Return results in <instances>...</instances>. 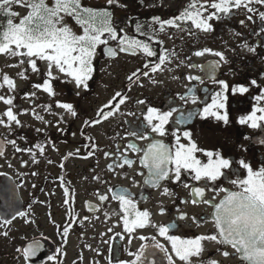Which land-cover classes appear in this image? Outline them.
<instances>
[{"label": "flooded vegetation", "instance_id": "af4514ba", "mask_svg": "<svg viewBox=\"0 0 264 264\" xmlns=\"http://www.w3.org/2000/svg\"><path fill=\"white\" fill-rule=\"evenodd\" d=\"M81 2L95 10L110 11L113 25L117 30L123 29L118 31V39L127 35L142 40L150 45L157 56L121 52L115 58H108L102 54L104 46H101L93 61L95 70L87 89L77 88L67 77L57 78L51 81L53 95H49L42 89L33 87L47 78L44 69L42 78L37 74L33 77L28 75L33 71L23 70V65H18V62L12 64L18 66L9 67L6 58L8 55H0V58L6 60L0 63V93L5 92V98H13V111L21 122L20 125L12 123L10 129L0 125V144H3L5 153L0 157V172L7 174L0 176V218L11 220L14 210L28 213L23 219L17 215L12 224L6 226L7 237L0 235V264H127L135 258L129 256V252H137L142 244L151 243V240L141 241L137 237H152L156 235L157 229L149 225L145 229H138L131 237L123 233V213L120 211L119 201L113 199L119 193L129 196L138 210H148L151 214L150 224L169 227L170 235L188 239L216 234L212 215L214 209L200 203V198L194 195L193 189L203 188V199L213 200L215 197L213 203H219L224 197L219 189L236 190L234 186L223 177L215 183L195 181L190 174L182 172L180 181L162 180L154 188L145 183L148 169L140 163L143 151L133 152L127 148L129 143L146 149L150 143L160 141L174 151L175 137L171 133L175 131L181 136V143L188 144V140L183 137V132L188 131L191 133V140L202 150L196 152L197 158L202 162H207L204 155L206 151L218 152L233 162L230 169L224 170L230 179L237 178L233 172H240L241 178L246 175V171L240 168V160L250 164L254 170L264 167V130L252 129L238 122L241 116L250 114L256 105L254 97L264 91V32L261 31L264 22L259 16L264 12V5L251 4L253 12L240 7L233 8L227 15L217 13L219 19L209 21L213 29L210 32L197 30L190 22L177 21L183 28L191 29L193 34H189V31L167 25L160 31L154 18L158 17L161 21L172 20L193 2L197 8L203 4L207 11L204 8L200 10L207 16L215 12L209 5L218 0H114L111 5L107 0ZM52 4L53 0L48 2L49 6ZM12 10L19 14L13 17L17 23L22 18L23 11H29L27 7L19 5H13ZM249 16L252 17L251 20L248 19ZM0 23L6 24L3 16H0ZM65 23L77 34L81 33L71 17H65ZM137 24L143 26L142 31L146 35L136 31ZM111 46L115 47V42H111ZM205 48L221 52L225 59L220 60L208 53L199 57L193 55ZM249 48H254L255 51H249ZM170 52H175V56L169 57L170 62L162 66V71L151 73L150 68L143 67L145 63L155 64L160 55ZM121 58H127L126 62H130L131 66L135 65L129 73L131 75L139 70V79L133 78L130 82L125 78L121 85H114L113 78L118 77L101 67V63L109 64ZM16 59L19 60V57ZM210 64H218L211 73L215 80L225 81L229 85L227 125L216 121L214 117L201 119L199 115L204 102H211V93L220 90L219 84L213 83L209 78ZM104 71L110 78L105 81L107 85H103L102 81L105 79ZM143 72H149V75L144 76ZM20 73L26 74V78H21ZM5 74L14 81V89L10 90L3 83ZM188 76H199L204 82L189 81ZM253 80L256 81L255 85L251 83ZM238 85L247 87L249 91L233 94L231 89ZM188 88L195 90V104L192 103L191 94H188ZM118 91L129 98L120 106L119 111L100 124L86 125L85 121L99 118L98 110ZM31 93L35 95H30ZM181 95H186V99L180 100ZM104 97H107L105 101L102 100ZM138 100H144L145 103L138 104ZM59 103L72 104L77 116L73 117L65 109L59 108ZM259 106L264 107V101ZM8 107L0 101V118L5 121L7 117L3 113ZM148 107H154L160 112L178 108L185 116L190 112L194 115L176 124L173 121L179 119L181 112L173 113L166 125L167 134L160 137L145 127L143 117L147 114ZM130 112L135 115H128ZM37 116L43 119H37ZM104 125L105 128L102 127ZM137 129L144 131L150 139L141 140L129 135L130 131ZM11 140H15V145L5 143ZM36 145L43 147V154ZM17 147L23 151L17 152ZM105 153L111 155L106 157ZM124 156L134 161L131 167L116 166L122 163ZM9 163L12 164L11 168L8 167ZM109 165L112 167L109 168ZM124 170L130 171V177L118 180ZM33 172L36 175H32ZM110 179L117 181L111 183L108 181ZM185 184L188 185L187 188L184 187ZM164 188L169 190L167 195H163ZM65 189L68 190L67 194ZM100 195H105L108 199L100 201ZM194 199L198 201L196 204L192 203ZM13 201L15 209H10L8 205ZM162 207L165 210L163 215L160 212ZM181 215H185L187 219L180 220ZM25 219L29 222L26 223ZM61 226L70 228L67 237L62 235ZM109 228H112L111 232L108 231ZM6 229L0 228V232ZM117 232H121L124 239L116 236ZM129 238L132 239L131 244L128 243ZM156 238L170 250V244L163 237L157 235ZM34 242L40 245V251L36 256L25 260L22 251L17 250ZM203 243L205 251L199 259L193 258V264H201V261L207 264L209 260L219 261L220 264H240L238 258L225 259L220 254L223 250L233 252L230 246L225 248L214 242ZM151 251L155 255L146 252L145 264H154V261L167 264L159 249ZM49 257L55 259L50 260ZM177 264L180 262L177 261Z\"/></svg>", "mask_w": 264, "mask_h": 264}, {"label": "snow or ice", "instance_id": "6c2138e0", "mask_svg": "<svg viewBox=\"0 0 264 264\" xmlns=\"http://www.w3.org/2000/svg\"><path fill=\"white\" fill-rule=\"evenodd\" d=\"M107 3L111 5L114 3V0H107ZM253 3L264 5V0H218V2H212L209 5L211 9H215V12L204 16L200 8H204L207 11L205 6L202 4L200 8H197L196 3L193 2L174 19L161 21L158 17H155L154 22L159 24L160 31H163L165 25H167L170 28H178L181 31H189V34H193L190 28H183L181 24L177 23V21H180L185 23L190 22V25L197 30L210 32L213 29L209 21L219 19L217 13L227 15L233 8L238 9L240 7H246L248 12H253V8L250 7ZM13 5L29 9L27 14L18 23L14 22L13 19V17L19 15L12 10ZM0 16L6 19V24L0 23V55H8L13 58L19 57L18 65H27L33 72L40 71L37 61L43 62L46 65L47 71L45 75L47 78L41 84H35L33 87L42 89L49 95H53L51 81L58 78L54 75V71L67 77L69 82H73L77 88L83 87L87 89L88 81L92 79L95 70L93 61L97 55V49L101 46H104L102 54L108 58H115L121 52L131 55L143 53L147 57L157 56V53L150 45L142 40L133 39L127 35L118 39V31H123V29L117 30L113 25L112 13L107 10H95L91 7H86L82 4L81 0H53L51 6L48 5L47 0H0ZM259 16L260 20L264 22V12H261ZM65 17H71L75 21V24L81 29L80 34L74 32L72 27L65 23ZM248 19L251 20L252 17L249 16ZM142 27V25L137 24L136 31L141 35H146L142 31ZM261 31L264 32V28ZM149 39H152V37L149 36ZM111 42H115V47L111 46ZM245 46L247 47V45ZM249 51H255V49L249 48ZM206 53L219 57L220 60L225 59L221 52H214L208 48L198 50L193 55L199 57ZM170 56H175V52L160 55L155 64L149 62L145 63L143 67L145 69L150 68L151 73L162 71V66L166 62H170ZM18 65H9V67ZM189 67L197 66L189 65ZM217 67L218 64L209 65V78L212 79L213 83L219 84L220 90L211 93V102H204L199 115L201 119H206L209 116L214 117L216 121L227 125L229 123V114L226 102L228 100L229 85L225 81L215 80L214 76L211 75ZM19 75H21V78H26L23 73ZM143 75L148 76L149 72H143ZM133 78L139 79V70L127 77L130 82L133 81ZM187 79L189 81L204 82L199 76H188ZM3 83L10 90L15 88L14 81L7 74L3 76ZM251 83L255 85L256 81L253 80ZM231 91L233 94H244L249 89L238 85L233 87ZM188 94H191L192 103L195 104L197 102L195 90L188 88ZM30 95H35V93H31ZM186 95H181L179 99L185 100ZM128 99L121 92H116L111 100L98 110L97 116L99 118L85 121V124H100L102 120H108L119 111L120 106L124 105ZM254 100L256 101V105L253 106L250 114L241 116L238 122L252 129L260 128L264 130V107L259 106L264 101V91L255 96ZM0 101L9 106L3 113V116L7 117V121L0 118V125L9 129L12 123L20 125L21 122L13 111V98L0 96ZM137 103L144 104L145 101L138 100ZM57 106L65 109L73 117L77 116V112L74 111L72 104L59 103ZM175 112H181L179 119L173 121L176 124H180L194 115V113L190 112L185 116L178 108H171L169 111L160 112L154 107H148L147 114L143 117L145 127L150 129L151 133L164 137L167 134L166 125H168ZM128 115L134 116L135 113L130 112ZM36 118L43 119L39 116ZM171 134L175 137L174 151L160 141L150 143L146 149L138 148L135 143L127 145V148L133 152L143 151L140 163L148 169V179L145 183L155 188L159 186V182L162 180L171 179L173 182L180 181L182 172H187L195 181L204 180L215 183L223 177L236 190L220 188L219 191L224 193V197L219 203H213L215 197H213V200L203 199V188L196 187L193 189L194 195L200 198V203L207 204L214 209L212 215L216 234L200 235L188 239L177 235H170L169 227L150 224V212L148 210H138L135 202L124 193L114 196L113 199L119 201L120 211L123 213V233L131 237L138 229H145L149 225L157 229L156 235L152 237L146 235H139L137 237L141 241L151 240V243L142 244L137 252H129V256H134L135 258L128 261L127 264H145L146 252L149 255H155L151 251L152 249H159L163 253V259L167 260V264H177V261L180 264H193V258L199 259L205 251L203 243L205 241L214 242L225 248L230 246L234 250L233 252L230 253L227 250H223L220 253L225 259L230 257L233 259L238 258L240 264H264V167L254 170L250 164L244 160H240V168L246 171V175L241 178V173L237 171L232 173L237 178L230 179L228 173L224 170L232 167V161L224 158L218 152L206 151L204 155L207 157V162L204 163L196 156V152L202 150L198 149L197 145L191 140L190 132H183V137L188 140V144L181 143V136L177 135L175 131ZM129 135L141 140L150 139L149 135H146L144 131H140L139 129L130 131ZM245 138L247 139V137ZM5 143L15 145L16 142L15 140H11L5 141ZM36 147L43 154V147L41 145H36ZM15 150L17 152L23 151L19 147ZM4 155L3 144H0V157ZM109 155L111 154L105 153L106 157ZM133 163V160L124 156L122 163H118L116 166L123 168L127 165L131 167ZM8 167L11 168L12 164L9 163ZM111 167L112 165H109V168ZM6 175V173L0 172V176ZM32 175H36V173L33 172ZM95 178L99 179V177ZM184 187L187 188L188 185L185 184ZM65 191L67 194L68 190L65 189ZM168 192V188H164L163 195H167ZM99 199L100 201H105L108 197L100 195ZM197 202L196 199L192 201L193 204ZM8 207L15 209L14 201ZM30 207L31 205H29ZM164 211L162 207L160 209L161 215L164 214ZM11 215V220L0 218V228L6 229V226H10L17 215L23 219L28 216V213L14 210ZM179 219L185 220L187 217L181 215ZM25 222L28 223L29 221L25 219ZM61 230L62 235L67 237L70 228L61 226ZM108 231L111 232L112 228H109ZM0 235L7 237V229L0 232ZM157 235L163 237L170 244V250L165 244L157 240ZM116 236L124 239L121 232H117ZM128 243H132L131 238L128 239ZM17 251H22L25 260H29L40 251V245L34 242L26 248L22 250L18 249ZM49 259L52 260L55 257H49ZM154 264H162V261H154ZM201 264H204V262L201 261ZM207 264H220V262L209 260Z\"/></svg>", "mask_w": 264, "mask_h": 264}, {"label": "rangeland", "instance_id": "374dc122", "mask_svg": "<svg viewBox=\"0 0 264 264\" xmlns=\"http://www.w3.org/2000/svg\"><path fill=\"white\" fill-rule=\"evenodd\" d=\"M49 1H51V0H48L47 3ZM26 14H27V11H23L22 17L25 16ZM6 58H7V62L10 65L15 64V63H17L19 61L18 59L11 58L10 56H8ZM126 60H127V58H121L117 62L113 61L112 63L110 62L109 64L101 63V67H105L106 70L112 71L113 72L112 74H115L118 77V78H113V84L114 85H115V83L121 85V82L124 81V79L127 78L130 75V73H129L130 70L135 68V65L131 66L130 62H126ZM3 61L6 62V60L4 58H0V63H2ZM37 65H38V68L40 69V71L39 72H33L34 74L33 73H29L28 75L34 77V75L37 74L40 78H42V73H43L42 69L45 70L44 74H46V71H47L46 65L43 62H40V61H37ZM21 68L23 70L28 69L29 71H32L31 68L28 67L27 65H23V67H21ZM10 73H8V75H11ZM23 75H26V74H23ZM54 75H56L58 78H65L62 74L56 73L55 71H54ZM103 76L105 77V79L102 80L103 83H104L103 85H107V82H105L108 79V74H106V71L103 72ZM21 84H23V82ZM23 86H24V84H23ZM4 94H5V92L0 93V96H3ZM106 99H107V97H104L102 100L105 101ZM118 116H119V113H118L117 117ZM102 127L105 128L106 126L104 125ZM127 177H130V171L124 170L123 172L120 173V177H119L118 180H121L122 178L125 179ZM108 181L111 182V183L112 182L116 183L117 180L116 179H112V180L110 179ZM7 242H8V240H7ZM7 257H10V255L7 254ZM7 257H6V259H8Z\"/></svg>", "mask_w": 264, "mask_h": 264}]
</instances>
